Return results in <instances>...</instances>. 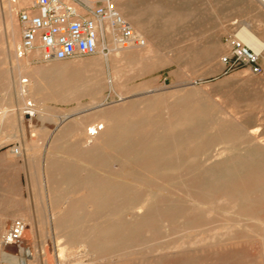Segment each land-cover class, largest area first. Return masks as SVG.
<instances>
[{"label": "rangeland", "instance_id": "obj_1", "mask_svg": "<svg viewBox=\"0 0 264 264\" xmlns=\"http://www.w3.org/2000/svg\"><path fill=\"white\" fill-rule=\"evenodd\" d=\"M17 1L19 2V0ZM35 1L36 0H33V2ZM11 5H16L15 3H13V0H0V102L5 101V107H8V111H10V113L13 114V118L11 119V122L9 123L10 126L8 125L5 128L7 137L8 138L10 137V139L9 141L2 144L0 148L2 147L1 149L3 151L19 149L21 152V155L17 156V159H18L20 168H23L24 173H25V188H26L27 206H31L30 207L31 211H33V208L35 210V223L31 224V227L33 224L35 226V236L29 239L31 244L29 245L28 251L29 250L31 251L32 253L31 256L29 254L19 253L18 250H16V248L13 246L2 245L3 247L2 249L5 252L10 254L11 256L10 258L13 261H10L9 263L2 262V258L0 255V264H155V263L156 264H164V263L165 264H176L177 262L178 264H193V261L196 262L194 264H210V263L221 264L222 261L224 262V259L227 261L222 264H228V263L229 264H240V263L241 264H244V263L260 264L257 255L254 254L252 250H249L248 248L246 249V246L244 245V238L242 239V237L237 238L241 240L234 241V243L231 246L225 245L227 243H222L221 245L220 242H226V240L221 237L220 238L217 237L215 242H205V243H202L201 245L196 244V246L199 245L198 247H196L195 244L194 245L186 244L185 246L183 245V248H181L182 247L181 246L175 249V251H173L174 249H168V250H162V249L164 247H167L170 244L179 243L184 238L178 235H172V237L167 236L165 238L164 236L166 235H162L159 230H155L152 233V235H149V236H146L144 233H141V232L138 233L141 239L144 237L146 238L147 243L144 244L143 243L144 240H143L141 241L142 243H140L139 245L133 248L131 244L133 233L128 230V227L132 223L130 219L128 218L120 219L118 217H115L113 219V217L112 218L106 217L105 222H104L102 221L104 220V218L100 220V218L98 219L95 217L96 219H94L93 217V218H90L91 220L89 221L88 218L86 217H87L88 212L91 209L88 207H92V206L89 204H85V203L81 204L84 201L82 197L84 198V195L86 194L84 183L88 181L87 179L89 178L88 182L90 183L92 182V184L94 183L98 184L103 178L101 177V175H99L101 173L103 174V176L106 174L108 179L109 177L111 178L112 176L113 180L112 181L110 180V181L112 182V184L115 181L116 183L114 185H117L118 184L117 182L119 180V175L121 178L127 177L128 175H130V177L133 178V176L136 175V172L140 171V169L132 165L131 166L125 165L124 160H126L127 162L128 156L127 157L123 156L120 162L118 161L115 162V160L113 159H110L111 161L109 162L108 157H104V159H102L103 162L100 160L103 164L106 161L105 158L108 159L107 165L105 163H104L105 165L104 164L102 165V166H105L104 167L105 170L108 167L107 168L108 170L106 171L103 170L102 169L103 167L101 166H99V169L97 167L92 170L93 175H91L92 174V171H90L91 168L88 170V169H84L80 167L81 170L79 171L78 169L80 168H77L76 165L80 162L79 161L80 158H78L77 160L75 159L74 164H73L72 160L74 159L73 158L69 159V156L64 154L67 152L69 153L70 151L69 148L71 146L73 147L74 145L72 142L75 143V146L77 145L78 137H76V135L74 134H64L62 130L69 123H72L74 121L80 122V123L82 122L88 123L89 121L91 122V120L93 121L94 117L98 116V114L100 113H101L100 115H102L103 111H106V110H108V112L110 113H113V115L115 114L116 111L120 113H124L125 109L130 110L129 112H132V113H138L141 111V109L144 108V106L137 104L138 105L137 107L135 103H137L139 99H142L144 97L142 96V94H145V96H147L148 98L153 97L149 99V102L156 101L152 109V112L154 113L152 114L150 113L152 117L150 121L152 122L165 121L164 119L165 116L166 117L168 116V112L165 109L167 106H168L167 108L184 107L183 105H185L186 107V104H189V101L191 102V100L193 99L191 102V103L193 102L195 103V104L193 103V106H198L199 104V106H201L204 109L207 108L209 110L213 108L216 110L215 114L217 116H215L211 120L210 122L211 124L217 121H223L221 119L222 117L221 115H224V116L226 115L227 117L229 116L228 119L230 120L232 118L235 119V121H233L232 119L234 124L241 123L248 129H250V131L258 128L259 129L258 136L261 137L260 140L262 138H263L262 140H264V52L259 55L256 53L260 57V63L263 68V73L261 75H255L252 73L251 70L247 68H241L235 71H229L223 62L225 57H229L231 55L230 41L233 38H237L238 33L243 28H246L252 31L255 35H257L260 39L264 41V8H263L264 6L257 0H132L130 6L129 5L125 6L126 10L128 11L129 14L133 15L134 17H138L140 19L141 30L146 35L145 38L152 41L153 54L150 56V59L148 61H144V63L142 62L140 64H135V65H132V67L131 66L124 67L125 65L120 66V71H118L119 77L117 81L125 83V87L122 88L119 85V83L115 86L111 85L110 81L112 80L113 73L116 69L114 68V65L107 60L106 57H105L106 59H105L104 66L102 68H97V72L100 73L101 75L100 74L97 75L96 78H95V75L97 73L96 70L93 73V69L92 70L84 69L85 68L84 65L90 60H93L96 57H98L99 56L98 54L92 57H76L68 61H50V62L44 61L40 57V54L36 55V52L26 54L23 57H19L17 54L18 52L17 50H19L18 48L19 46L17 45V48L16 47L14 48L15 50L12 49V46L9 44V40H8V23L5 17L7 16L5 14V10H7ZM27 8L29 7H22L19 10V13L21 10L27 9ZM18 15L15 21V25L18 24V27L20 29L19 30L20 31L19 43L21 45L23 28L19 22ZM132 28L136 31V27L132 26ZM114 33L115 31L113 32V35L111 34L112 36L111 40L113 43L118 44L114 40ZM108 39H109V36H108ZM108 44H109L108 41L106 43H101V45L103 46L102 47L103 53L106 56L109 55V52L105 51V48L109 50ZM76 61L78 62L83 61V63L84 62L85 63L83 66H78L76 65L77 63ZM154 63L157 65L154 66L155 65ZM149 64L154 66V68L152 66H148ZM68 65L72 68L71 71L77 73V75L73 77L72 79L67 76L65 78L62 77L63 75L65 76L63 72L66 66ZM146 66H148V68ZM129 68H132V69H129ZM98 69L100 72L98 71ZM59 70H61V72ZM101 71L104 73H101ZM88 72L90 74H88ZM86 74H87V77L85 76ZM93 74L95 75L93 76ZM37 75H41V76L42 75H47V76H50V75L59 76L60 75L62 79L59 81L62 83L61 86L63 87L69 85L70 83L75 84L77 81L81 83L83 82V79L85 76V78H88V80L84 79V81H86L87 84L88 82L98 81L99 83H102L104 87H101L102 85L100 84V87L102 88L101 94L100 96H97V97L95 95H92L89 91L85 92L88 89L84 88V90L83 89L82 90L85 93L80 92L76 95L64 94L62 96L61 95L56 96L55 94H53V96H51L52 98L49 97V99L46 98L49 95L34 96L35 98L28 97L29 98L27 99L28 102L27 101L22 102L21 99L24 98V95L20 93V88L18 87L21 82V77L24 80L29 79L28 77H30V81H31L32 78ZM82 76H83V79H82ZM98 76L99 77L101 76V77L99 78ZM97 77L99 79H97ZM92 78L93 79L95 78V79L93 80ZM67 79H69L70 81H67ZM104 79H105L104 84L107 86L103 84ZM99 80H102V81L100 82ZM61 89H64V88H61ZM49 90H51V87H49ZM87 93L88 95H86ZM153 95H155V97ZM63 96H65L66 98H64ZM123 96H124V99L126 98V100H128L129 102L131 101L130 104L128 103V101L126 103V100L124 99L122 100L124 104L121 102V98ZM57 97L59 98L57 99ZM186 97H188L189 99H184V102H183L182 98H186ZM41 98H43L44 101H42ZM95 98L100 99L103 102V106L105 105V107L101 106L102 108L101 107L93 108L94 106L93 100ZM28 103H32L33 106H28L27 105ZM132 103L134 105L133 108L137 107L138 111L136 108L133 110ZM164 104L166 107L161 106V108L158 109L160 105H164ZM172 104L175 106H173ZM123 105L126 106L127 108L125 107H124L125 109L121 108L123 107ZM190 105L191 104L187 105V107H190ZM154 108H155V111H153ZM41 109L44 111L41 112L42 111ZM110 109L111 111H109ZM115 109L116 111H114ZM27 110L34 111L35 116L31 119L26 117L24 115V111H27ZM159 110L161 111V113ZM95 111H98V113L96 114ZM45 112H47L46 114L51 113L50 116H54V120L44 121L43 118H41V115L45 114ZM108 112L106 111L104 113L108 114ZM162 112L164 115L167 113L165 116H163L164 118L161 117L163 115ZM63 113H69V115L71 114L73 116L72 118L68 120L69 122L68 121L62 122L64 119L60 117L63 116ZM110 113L108 115H110ZM89 115L90 116L93 115V116H92V119L89 118L88 120V117H90ZM157 115L159 117L156 118ZM218 116L220 117V120ZM80 119H82L81 120L82 122L80 121ZM83 119L85 121H83ZM119 119L121 121H125V119H128V118H125L124 120L123 118H119ZM129 119L128 121L133 120L132 118L130 120ZM89 124L90 123H88V125ZM196 125L197 126L195 128L192 127L189 129H196V132L202 133L204 135H203V138L196 143V149L193 150V152L191 151L193 156H195V159L190 160L188 162V165L184 168V171L186 173H189L187 174L186 177L192 178V177H195V174L198 175L199 173L203 171L211 170V169L214 170L215 167L213 169V167H211L210 165L218 161L225 162L229 159L228 161H230V163L231 162L234 163L236 162L237 159L240 161V158L242 162L247 161L246 159L243 158L247 154L244 152L243 148L245 149L249 147L250 149L253 148L252 150L249 149V151L250 153H254L253 156L255 155L256 157L252 160V162L255 159H259L261 161L263 160L262 162L255 160L254 163L256 164V161H258L257 162L258 165H254L252 167L250 166L248 167L239 166L238 167V166H234L231 163L228 166H222V168L216 167L217 170L216 169L215 170L216 171H227V170L247 169L251 171H256V170L264 169V166L262 165L260 166V164L264 163V156H261L262 152L260 150L255 149L253 147L254 146L253 144L250 145L248 143H245L246 138L243 140L244 142L242 144L240 143V145L239 144L237 145V148H236L237 151L240 150L238 154L236 150H232L231 153H226V155L224 154L223 159H222V157L218 156V154L220 153V149L223 146L221 145L217 146V143H216L217 138L220 135H222V133L217 134L216 131H210V130L206 132L205 129L207 127V123L204 121ZM218 131H221V130L219 129ZM53 138L54 139L57 138L58 140V142L57 140H55L56 141L55 146H54L55 142ZM212 138L213 140H211ZM66 139H68L67 142L65 141ZM60 142H62L64 147L61 145ZM60 145H61V148L59 147ZM58 147L63 152L58 150L59 149ZM205 147L206 149H204ZM62 148L64 150H62ZM67 148H68V151H67ZM73 150L74 148L71 149L70 152H73ZM242 150H243L242 152L243 154L241 153ZM62 154L65 155V157H61ZM47 155L49 156L48 159L46 158ZM129 155H132V151ZM237 156L239 158H237ZM53 157L54 159H56L55 161H53L54 160L52 159ZM59 158L61 160H59ZM50 160L52 161L51 163H50ZM63 161H67L69 163L66 162L67 164H65ZM70 161L72 162V164ZM55 162L57 163L61 162L63 166H66V167L65 168L62 167V169L57 168L56 170V166H55L53 169H55L56 171L55 173L54 171H52L53 173L51 174L53 175H51L50 177L49 176L50 171L53 170L50 165H53V163ZM49 163H50L49 165L50 167L48 169L51 168V170L48 171L49 172V175H48V172H46L47 171L46 168L48 167L47 164ZM203 163H206V165H204ZM129 164L131 163L129 162ZM70 165L72 166L75 165L74 167L71 166L72 169L73 168L75 169L71 170L70 169L71 167H68ZM66 168H68L67 173H65ZM118 168L121 170H119ZM124 169L126 170L125 173L123 171ZM59 170H60V173H59ZM69 170H71L72 172L69 173ZM127 170H129L128 172L130 174L127 172ZM89 171L91 172V174ZM110 171H112L111 173L113 174L110 175ZM84 172H86L87 174ZM72 173L76 177H74ZM78 173L84 174V175H79ZM123 173L125 174L124 176L122 175ZM63 174L66 177H64ZM89 174L91 176H89ZM53 176H55V179H53ZM71 176L73 178H76L74 180L72 179V181L74 182L77 180L78 177L80 178L79 180H83L84 183H82L81 181L80 182L84 185L83 186L84 188L82 187V184L79 183V181H76L78 183L73 184V182L71 181ZM106 176H104L105 177L104 179H107ZM114 176H117L118 178ZM48 177L52 179V182L53 180L54 181L56 180L53 183V186L55 188L54 190L58 192L56 195L60 196L61 198H58L57 196L55 197L54 190L51 193V197L47 196L46 179ZM67 177H69L70 179L69 181L70 184L68 183L69 179ZM63 178L64 179L67 178L68 180L64 181ZM97 178L99 179L101 178V180H98ZM95 179H97L98 181L97 180L94 181ZM115 179L116 180L118 179V180L116 181ZM62 182H63L64 188H63ZM71 183L73 184V186ZM65 185L67 186L65 187ZM156 185L157 184H153V186H156ZM57 187L60 190L62 191L64 190V191L61 192L60 190L57 189ZM70 187H71V190L69 189ZM80 187H82V191H80L81 190ZM77 190H79V192ZM74 193L76 194L74 195ZM70 198L72 199V201H70L71 200ZM50 199H53V200H50ZM56 199H58L59 201H56ZM59 204H62V205L60 206ZM70 205L72 206L73 209L71 208L69 209L68 206ZM74 205H77V206H74ZM81 206H82L83 213L78 212L81 209L80 208ZM122 206H123V203L121 204V207ZM77 207L80 209H78ZM75 208H77L78 211ZM64 210H66L65 213H64ZM68 212L71 213V214L69 213V215L71 216L70 219L69 217H67V215L65 216V214H67ZM60 215H62L63 219L61 218ZM60 218L61 220L64 221V223H67L68 221L70 222H68L67 225H64L63 221L61 222ZM84 219L86 220V222L88 221L87 222V224L89 223L88 225H90L91 222L93 223L94 220H97V219L100 220V221L97 220V222H100L102 225H100V223H97L96 221H94L95 224L90 225V226L95 225L96 227L103 226L107 221L106 219H109L111 221L109 222L107 221L108 223H106L105 226H109L111 224L110 222L115 220L112 223L113 225L112 224L111 225L112 226L115 225V229H117L116 228L117 226H121V232L119 234L121 236L120 237L121 240H119V243H118L121 247L117 246L118 244L116 243L115 245L117 247L114 245V248L116 250H113V251L110 250V248L113 249V245H110L106 248L100 247L99 249H97L94 246L87 247V244L83 243L85 242L84 239L87 233L84 235L83 232H87L88 230H90V226L86 224ZM192 219L194 218L192 217L187 218L186 222H192V221L197 222L198 220V219H194V220ZM119 221L122 222V225H118V223H116ZM69 225H72V226L70 227ZM86 226L88 227L85 228ZM112 226L110 227L113 229ZM82 229H83V232H82ZM84 229L85 230L88 229V230L84 231ZM77 231L81 232V233L79 232L80 236L78 235V233H76ZM70 234H76V235L75 236L73 235L72 237V235ZM76 236L77 237L79 236L83 239L81 240L80 238H76ZM74 237L76 238V240ZM207 237H208L207 235L204 236V238H207ZM124 240H126L124 245H126L127 248L126 246L122 247L123 242L121 241H124ZM128 240H130L131 243H128L127 242ZM73 241L74 242L78 241V242L74 243ZM186 241H189V239H187ZM61 242L64 246L62 244L61 245L65 247L64 254L61 253V249H60L62 248L60 247ZM155 242L158 245L150 244V243H155ZM215 244H218V245H215ZM118 247H120V249ZM231 247L235 251L230 250ZM145 248L148 250H145ZM186 248H189V249H186ZM198 248H199V252L197 250ZM240 248L241 249L244 248L243 251ZM126 249H128L131 252L129 253L126 252L128 251ZM239 249L241 250V252ZM245 249H246V252H245ZM120 250H123V251L119 252ZM225 250L227 251L230 250L229 253L232 251L234 252L229 254ZM236 250H239V251L236 252ZM247 250H248V254H244V253H247ZM114 251H118L119 253L114 252ZM116 253L119 254L121 258L122 257L123 258L121 259L117 255L119 257L118 259V257L116 256ZM125 253L128 254L130 257L127 256ZM218 253L219 255H217ZM238 253H239V256H237ZM241 253L244 255H242ZM102 254L103 255L105 254L104 258H106L107 256L108 258H106L105 260L104 258H102L103 256ZM136 254L138 255V257L136 256ZM100 255L101 257H99ZM189 256L192 257V259ZM219 256L220 257L222 256L221 257L222 259L220 258L222 260L220 263H219V260H220ZM241 256H246V257H241ZM183 257H185L186 259ZM193 257H196V258H193ZM238 257L240 259H237ZM241 258L243 259L242 262L244 261L243 263L241 262ZM179 259L181 261H179ZM244 259H247V260H244ZM235 260L238 261V263L235 262ZM257 260L258 262H256ZM214 261L216 262L214 263Z\"/></svg>", "mask_w": 264, "mask_h": 264}, {"label": "bare ground", "instance_id": "obj_2", "mask_svg": "<svg viewBox=\"0 0 264 264\" xmlns=\"http://www.w3.org/2000/svg\"><path fill=\"white\" fill-rule=\"evenodd\" d=\"M257 1L260 2L264 6V0H257ZM131 2H132V0H122L119 3L118 9H119L120 14L123 16V18L125 20H127L131 26L136 27V32L146 42L145 46H143V47L132 46L129 48H124V47L120 46L119 44L113 43L111 40V37H112L111 34L113 35L114 30L111 28L110 24L108 23L107 24V32H108V36L110 39V40L109 39L107 40L109 43L108 44L109 45V55H107L108 57L103 53V48H102L103 46L101 44H99L98 53H97L99 55L98 57H96L93 60H90L85 65H84L85 62L83 63V61H80V62L76 61L77 63L74 62L78 66L84 65V67H85L84 69H86V70L87 69H90V70L93 69V73H94L95 70L97 72V68H102L104 66L105 59L107 58V60L109 62H111L114 65V68L116 69L113 73V78L110 81V83L112 86H115L119 83V85L122 88L125 87V83L117 81L118 77H119L118 71H120V66L125 65L124 67H130V66L132 67V65L140 64L142 62L144 63V61H148L150 59V56L153 54L152 41L145 38L146 35L141 30L140 19L138 17H134L133 15L129 14L128 11L126 10L125 6H127V5L130 6ZM6 20L8 23L9 44L12 46V49H14L15 47L17 48V45L19 46L18 48H20V43H19V36H20L19 30L20 29L18 27V24L15 25V21H16L15 14H12V13L8 14L6 16ZM237 38L240 41H242L244 44L250 46L254 50V52L256 51L255 53H257L258 55L262 54L264 52V41L262 39H260L257 35H255L252 31H250L246 28H243L238 33ZM17 54H18V52H17ZM37 54H40V51H36V55ZM156 65L157 64H155L154 66H156ZM137 66H139V65H137ZM148 66H152V65L149 64ZM148 66H146V67L148 68ZM154 66H152V67L154 68ZM80 68H82V67H80ZM135 68H137V67H135ZM71 69L72 68L69 65L66 66V68L63 72V74H65V76L63 75L62 77L65 78L67 76V77H70L71 79L73 77H75L77 75V73L71 71ZM129 69H132V68H129ZM48 70H50V69H48ZM124 70H126V69H124ZM59 71L61 72V70H59ZM98 71H99V69H98ZM102 71H101V73H104ZM89 72H88V74H90ZM85 73H87V72H85ZM97 73H96V75L93 74V76L95 75V78L97 75L100 74V73H98V74ZM60 74H62V73H60ZM103 75H102V77H103ZM85 76L87 77V74ZM85 76H84V79L88 80V78H85ZM98 77H97V79H99L101 76L99 78ZM28 78L29 79H25V80L21 79V82L18 86L20 88V93L24 95V98L21 99L22 102L23 101L26 102L27 99H29L28 97H34V96H47V95H49L48 97H46L47 99H49V97L52 98L51 96H53V94H55L56 96L57 95L62 96L64 94L76 95L80 92H84L83 91L84 88L88 89L85 92L89 91L92 95H95L97 97V96H100V94H101V89H102L101 87H104L102 85V83H99L96 80H95L96 82H94V81L88 82L87 81L88 82V84H87L86 81H84L83 76H82L83 82L80 83L79 81H77L75 84L70 83L69 85L64 86V87L61 86L62 83L59 81L62 79L60 75L59 76L37 75V76H34L31 81H30V77H28ZM67 81H70V80L67 79ZM99 81L101 82L102 80H99ZM104 83H105V79L103 80V84ZM100 84L102 85L101 87H100ZM105 86H107V85H105ZM109 86H110V84H109ZM49 87H51V90H49ZM61 88H64V89H61ZM84 93H83V95H84ZM70 95H68V96H70ZM79 95H81V94H79ZM86 95H88V93ZM142 96H144V97L142 99H139V101H137V103L133 102L136 105L138 104V105L144 106V108L141 109V111L138 113L129 112L130 110H126L125 108H127V107L123 105V107H121V108L125 107L124 113L117 112L115 109L114 111H116L117 113L115 112V114L113 115V113H110V112H108V110H106L108 112V114L110 113V115H108L107 113L105 114L104 112H106V111H103L102 115H100L101 114L100 113V114H98V116L94 117L93 121L92 120H91V122L89 121L88 122V123H90L89 125L86 122H85L86 124L83 123L81 121L82 119H80V121L82 123L74 121L72 123H69L64 129L61 128V129H63L62 131L64 134H74V135H76V137H78L77 145L75 146V143L72 142L74 145L71 143L73 145V147L71 146L69 148L70 151H71V149L74 148L73 152L69 151V153L68 152L64 153V154L69 156V159L70 158L74 159V160H72L73 164H74L75 159L77 160L78 158H80V160H79L80 162L79 163L77 162L78 164L76 165L77 168L82 167V168L88 169V170L91 168L90 171H92L93 169H95L97 167L99 169V166H101V167H103L102 169L105 170L104 169L105 166H102V165L104 163L107 165L108 159L105 158L106 161L102 164V162H103L102 159H104V157H108L109 162L111 161L110 159L115 160V162H117V161L120 162L123 156H126V157L128 156L127 162H126V160H124L125 165H129V166L132 165L136 168L138 167L140 169V171H142V172H140V171L136 172V175H134L133 178H131L130 175H128L129 170H127L128 176L126 175L127 177L121 178L119 175V180L117 179L118 180L117 185H114L116 183L115 181L112 184V182H111L113 180L112 176H111L112 179L109 176H108L109 177V179H108L106 174L104 176H106L107 179H104L105 177L103 176V174H101V173L99 174V175H101V177H103L102 180H101V178L100 179L97 178L98 180H101L100 181L101 183L100 182L98 183L99 185L97 183L96 184L94 183L95 184L94 185V184H92V182L91 183L88 182L89 178L87 179L88 181H86V183H84V181L79 180L80 178L77 176L78 178L76 181H79V183H81V182L84 183L85 189H86V194L84 195V198L82 197V199L84 201L81 204L85 203V204H89L92 206V207H88L91 209H90V211L88 210L89 212H88L86 218H88L89 221L91 220L90 218H93V217H94V219L100 218V220L104 218V220H102L104 222H105L106 217H108V218L113 217V219L115 217H118L120 219L121 218L130 219L132 221V223L128 227V230L133 233V237L131 239L132 243L130 242V240H128L127 242L131 243L133 248L136 247L137 245H139L140 243H142L141 241H143V240H144L143 241L144 244L147 243L146 238L144 237L141 239L140 236L138 235V233L141 232V233H144L146 236H149V235H152V233L155 230H159L162 235H166V236H164L165 238L167 236L172 237V235H178V236H182V238H184L181 242L170 244L167 247H164L162 249V250L174 249L173 251H175V249H177L181 246H182L181 248H183V245L185 246L186 244H188V245L189 244H191V245L195 244V246H196V244L201 245L202 243H205V242H215L217 237H219V238L221 237V238L226 240V242H220L221 245H222V243H227L225 245L231 246L234 243V241L241 240V239H237V238L242 237V239L244 238V245L246 246V249L248 248L249 250H252L253 253L257 255L260 264H264V169L263 170H256V171H251V170H247V169L216 171L217 170L216 167L222 168V166H228L229 164L232 163V162L230 163V161H228L229 159L227 157L228 160L225 162H220L217 160L218 162L212 163L210 165L211 167H213V169L215 167L216 170L215 169L214 170H212V169L206 170V171L199 173L198 175L195 174V177H192V178L186 177L187 174H189V173H186L184 171V168L188 165V162L190 160L195 159V156H193L192 152H193V150L196 149V143L198 141H200L204 135L202 133L196 132V129H189L192 127L195 128L197 126L196 124L204 121L207 123V127L205 129L206 132H208L210 130V131H216L217 134L222 133V135L219 134L220 136L216 140L217 146H220V145L223 146L220 149V153L218 154V156L222 157V159H223L224 154L226 155V153H231L232 150L237 151V149H236L237 145L238 144L240 145V143L242 144L244 142L243 140L245 138H246L245 143H248L250 145L253 144L254 145L253 147L255 149L260 150L262 152L261 156H264V140H262L263 138L260 140L261 137L258 136L259 129L256 128V129H253L252 131H250V129H248L247 127H245L241 123L240 124L239 123L234 124L233 121H235V119L232 118L233 119V121H232V119L231 120L228 119L229 116L227 117L226 115L225 116L221 115L222 116L221 119L223 121H217V122H214L211 124L210 123L211 120L215 116H217L215 114L216 110L213 108L209 109V110L207 108L204 109L201 106H199V104H198V106H193L194 102L191 103L193 99L191 100V102L189 101V104H191L190 107H187V105H189V104H186V107H185V105H183L184 107H179V108H176V107L175 108H172V107L167 108L168 106L166 107L165 104L160 105V107H158V109L161 108V106L166 107L165 109L168 112V116H167L168 118L165 116L167 113L164 115L162 112L163 115L161 117L165 116V118L163 117L165 119V121H163V122L162 121L161 122L160 121L152 122V121H150L152 118L151 114L154 113V112H152V109H153V107H154L153 105L156 101H154V102L150 101L149 102V99H151L153 97L150 96L151 98H148L147 96H145V94H142ZM153 96L155 97V95H153ZM63 97L66 98L65 96H63ZM58 98L59 97H57V99ZM123 99H124V96L121 98V102ZM182 99L184 102V99H189V98L186 97V98H182ZM41 100L44 101L43 98H41ZM124 100H126V98ZM178 100H180V99H178ZM127 101L128 100H126V103H127ZM130 102L128 101L129 104H130ZM163 102H165V101H163ZM39 103H40V101H39ZM133 103H132V108L134 106ZM93 104H94L93 108H98V107L103 106V102L97 98H95L93 100ZM27 105L33 106L32 103H28ZM138 105H137V107H138ZM173 106H175V105H173ZM103 107H105V105ZM137 107H134L133 110L136 108L138 111ZM165 109H164V111H165ZM0 110H2V111H0V146H1L2 144L9 141V139H10V137L9 138L7 137V134L5 132V128L8 125L10 126L9 123L11 122V119L13 118V114H11L10 111H8V107H5V101L0 102ZM43 111L44 110H42L41 112H43ZM109 111H111V109ZM153 111H155V108ZM95 112H96V114L98 113V111H95ZM95 112H94V114H95ZM46 113L47 112H45V114L41 115V118H43L44 121L45 120H54V116H50L51 113H49V114H46ZM91 113H93V112H91ZM160 113H161V111H160ZM24 115L31 119L35 116V112L27 110V111H24ZM92 116H90V117L87 116L88 120H89V118L92 119ZM72 117L73 116L71 114L69 115V113H63V116H61L60 118L64 119L62 122H64V121L66 122ZM157 117H159V116L157 115L156 118ZM119 118H123V120L125 118H128V119L132 118L133 120L129 119L130 121H128V119H125V121H121ZM154 120H155V118H154ZM219 120H220V117H219ZM83 121H85V120L83 119ZM86 121H87V119H86ZM219 129L221 131H218ZM206 135H207V133H206ZM63 136H61V137H63ZM54 138H53V140L55 142L54 143V146H55V144H56L55 140H57V138L56 139H54ZM204 138H205V136H204ZM67 140L68 139H66L65 141L67 142ZM211 140H213V138ZM57 142H58V140H57ZM60 143L63 146L62 142H60ZM57 145H59V144H57ZM61 145L59 146L60 148H61ZM60 148L58 150L61 151ZM241 148H243V147H241ZM204 149H206V147ZM249 149H250V147L245 148V149L243 148L244 152L247 153L246 156H244L243 158L246 159L247 161L242 162V160L240 158V161L237 159L236 162H234L232 164L234 166H238V167L239 166H242V167L250 166V167H252L254 165H258L257 162L258 161L260 162L261 160L255 159V160H258V161H256V164L254 163L255 160L252 162V160L256 157H255V155L253 156L254 153H250ZM252 149H250V150H252ZM62 150H64V149L62 148ZM243 150L241 151V153L243 152ZM67 151H68V148H67ZM131 151H132V155H129L131 153ZM239 151L240 150L237 151V154ZM61 152H63V151H61ZM61 152H59V153H61ZM241 153H239V154H241ZM11 154L13 156H20L21 152L19 149H17V151L12 150ZM228 155H230V154H228ZM236 155H234V156H236ZM199 156H201V155H199ZM240 156H242V155H240ZM61 157H65V155L62 154ZM257 157H259V156H257ZM46 158L48 159L49 156L47 155ZM60 158H59V160L62 159V158L61 159ZM237 158H239V157L237 156ZM52 159H54V157ZM51 160H50V163L52 162ZM55 160L56 159H54L53 161H55ZM131 160H132V162H131ZM128 161L131 164H129ZM221 161H223V160H221ZM61 162L60 163L55 162V163H53V165H50V163L47 164L48 167L46 168L47 169L46 172L51 170V168L53 169L55 166H56V170H57V168L58 169L59 168L62 169V167L65 168L66 166H63V164ZM63 162L65 164L69 163L67 161H63ZM71 164H72V162H71ZM203 164L206 165V163H203ZM49 165L51 166L50 169H48L50 167ZM192 165H193V163H192ZM261 165L264 166V163L260 164V166ZM71 166L72 165H70L68 167H71ZM74 166L75 165H73L72 167H74ZM72 167L70 168L71 170L75 169V168L72 169ZM107 168H106V170H108ZM198 168H199V166H198ZM67 169L68 168L65 169L66 171L64 170L65 173L68 172ZM127 169H129V168H127ZM56 170L55 169L51 170L50 175H49V172H48V175L51 177V175H53V174H51V173H53L52 171H54V173H55ZM71 170H69V173L72 172ZM78 170L80 171L81 168ZM119 170H121V169H119ZM113 171H115V170H113ZM123 171L125 173L126 170L124 169ZM196 171H197V169H196ZM198 171H199V169H198ZM111 172L112 171H110V175L113 174ZM59 173H60V170H59ZM84 173H86V172H84ZM124 173L122 174L123 176L125 175ZM90 174H91V172H90ZM90 174H89V176L93 175V171H92V174L91 175ZM95 174H97V173H95ZM58 175H60V174H58ZM72 175H74V174L72 173ZM79 175H84V174H79ZM64 177H66V176L64 175ZM74 177H76V176L74 175ZM114 177H117V176H114ZM67 178L69 179V177H67ZM67 178H65V179L63 178V180L64 181L68 180ZM53 179H55V176H53ZM72 179L74 180L76 178H73L71 176V181H72ZM97 179H95L94 181H96ZM55 181L53 180V182H52V179L49 177L46 179V188H47V196L48 197H51V193L55 189L53 186V183ZM69 181H70V179L68 180V183H69ZM76 181L75 182L72 181L73 184L78 183ZM68 183H66V184H68ZM73 184H72V186H73ZM153 184H157V185L153 186ZM55 185H56V183H55ZM62 185H63V182H62ZM84 185L82 184V187ZM66 186L67 185H65V187ZM82 187H80L81 188L80 191H82ZM63 188H64V185H63ZM57 189L60 190L58 187H57ZM69 189L71 190V187ZM72 190H73V188H72ZM60 191L63 192L64 190L63 191L60 190ZM77 191L79 192V190H77ZM54 192H55L54 194L56 197L57 196L56 194L58 192H56V190H54ZM71 192H73V191H71ZM75 194L76 193H74V195ZM80 195H82V194H80ZM57 197L61 198L60 196H57ZM66 198H68V197H66ZM50 200H53V199H50ZM56 201H59V200L56 199ZM70 201H72V199ZM122 203H123V206L121 207ZM81 204H79V205H81ZM59 205L61 206L62 204H59ZM70 206H68L69 209L70 208L73 209L72 206L71 207ZM74 206H77V205H74ZM77 208H75V209L77 210ZM80 208H78V209H80L79 211L77 210L78 212H82V206ZM65 211L66 210H64V213H65ZM69 213L70 212L65 214V216L67 215V217H69V219H70L71 216L69 215ZM60 216L62 218V215H60ZM67 217H65V218H67ZM191 217L194 219H198L197 222L196 221L186 222V219L191 218ZM61 218H60V220H61ZM194 219H192V220H194ZM27 220H28V218H27ZM64 220H66V219H64ZM97 220H94V221L97 222ZM100 220H98V221H100ZM106 220L108 222L111 221L109 219H106ZM189 220H191V219H189ZM28 221H25L27 226H29V229L27 230V232L25 234L24 243L22 246L15 247V248H16V250H18L19 253L29 254L31 256L32 255L31 251L30 250L28 251L29 245L31 244L29 239H31L33 236H35V226L33 224L31 227L32 223H30ZM62 221L63 220H61V222ZM94 221H93V223L91 222L90 225L95 224ZM107 221H106V223H108ZM113 221H115V220H113ZM113 221L110 223L112 224ZM68 222H70V221H68ZM85 222H86V220H85ZM87 222H86V224H87ZM119 222H116V223H118V225H122V222H120V224H119ZM63 223H64V221H63ZM67 223H64V225H67ZM97 223H100V222H97ZM105 224L103 226H97V227L95 225H92L93 228H92V226L88 225V226H90V230L87 229L88 230L87 231L84 229V231H87V232H83V229H82V232L84 233V235L87 233L85 235V239H84L85 242H83V243L87 244V247L88 246H94L97 249H99L100 247L106 248L110 245H113V249L110 248V250H112V251L116 250L114 248V245H115V243L118 244L119 240H121L120 239L121 236L119 235L121 232V226H117L116 227L117 229H115V225L112 226L113 224L112 225L110 224L109 226H105ZM100 225H102V224L100 223ZM69 226L71 227L72 225H69ZM78 226H79V224H78ZM88 226H86L85 228H87ZM110 226H112L113 229ZM60 228H61V226H60ZM66 229H68V228H66ZM74 230H76V229H74ZM79 232L77 231L76 233H78V235H79ZM83 233H82V235H83ZM70 235H72V237H73V235L75 236L76 234H70ZM205 235H207L208 237L204 238ZM79 236L78 237L76 236V238H80L82 240L83 238H81ZM76 238H75V240H76ZM70 239H71V237H70ZM187 239H189V241H186ZM77 242L75 241L74 243H77ZM121 242H123L122 247H125L126 245H124V243L126 242V240L121 241ZM61 244H62V242L60 243V247H62V248H60L61 253L64 254L65 253V247H63L64 245L62 244L63 245L62 246ZM120 244H122V243H120ZM150 244H156V242L150 243ZM156 245H158V244H156ZM215 245H218V244H215ZM117 246H120V245L118 244ZM198 246H196V247H198ZM223 246H224V244H223ZM82 247H84V246H82ZM120 247H118V248L120 249ZM144 247H146V246H144ZM201 247H203V246H201ZM126 248H127V246H126ZM231 248H230V250H234L233 248L232 249ZM128 249H126V250H128ZM157 249H159V248H157ZM186 249H189V248H186ZM243 249H241V250L243 251ZM246 249H245V252H246ZM123 250H120L119 252H121ZM145 250H148V249L145 248ZM183 250H185V249H183ZM197 250L199 252V248ZM230 250H228V251L225 250V251H227L229 253ZM239 250H236V252ZM241 250H240V252H241ZM178 251H180V250H178ZM234 251H232V252H234ZM114 252L119 253L118 251H114ZM126 252L129 253L131 251L128 250ZM227 252H226V254H227ZM232 252H230V253H232ZM117 253H116V256L117 255L119 256V254H117ZM151 254H153V253H151ZM244 254H248V250H247V253H244ZM244 254H242V255H244ZM92 255H94V254H92ZM104 255L102 256V258H104ZM114 255H115V253H114ZM122 255H124V254H122ZM126 255L129 256L128 254H126ZM169 255H168V257H169ZM217 255H219V253ZM127 256H125V257H127ZM136 256L138 257L137 254H136ZM203 256H204V254H203ZM234 256H236V255H234ZM237 256H239V253ZM99 257H101V255ZM119 257H118V259H119ZM196 257H193V258H196ZM221 257L219 256V259ZM241 257H246V256H241ZM106 258H108V256ZM106 258H104V259L106 260ZM183 258H185V257H183ZM190 258L192 259V257H190ZM190 258H188V259H190ZM180 259H179V261H181ZM221 259L219 260V263L222 261ZM237 259H240V258L238 257ZM255 259H256V257H255ZM236 260H235V262L238 263V261H236ZM242 260L243 259L241 258V262H242ZM244 260H247V259H244ZM226 261L227 260L224 259V262H226ZM248 261H246V262H248ZM187 262H188V260H187ZM215 262L216 261H214V263ZM224 262L222 261V263H224ZM256 262H258V260ZM189 263H190V261H189ZM194 263H196V262L193 261V264ZM239 263H240V261H239ZM176 264H178V262ZM210 264H212V263H210ZM244 264H246V263H244Z\"/></svg>", "mask_w": 264, "mask_h": 264}, {"label": "built area", "instance_id": "obj_3", "mask_svg": "<svg viewBox=\"0 0 264 264\" xmlns=\"http://www.w3.org/2000/svg\"><path fill=\"white\" fill-rule=\"evenodd\" d=\"M121 1L36 0L19 14L23 31L18 56L40 51V57L46 62L95 56L99 44L108 40V23L120 46H145V40L120 14ZM230 47L231 55L223 60L229 71L247 68L255 75L263 73L260 57L249 46L233 38ZM105 51L109 52L107 48ZM27 230L23 220H15L3 237L4 245L22 246Z\"/></svg>", "mask_w": 264, "mask_h": 264}, {"label": "crops", "instance_id": "obj_4", "mask_svg": "<svg viewBox=\"0 0 264 264\" xmlns=\"http://www.w3.org/2000/svg\"><path fill=\"white\" fill-rule=\"evenodd\" d=\"M13 3H15L16 5H11L7 10H5V14L6 15L10 13L15 14L16 18L19 13V10L22 7H31L34 4L33 0H19V2L17 0H13ZM1 148H0V255L2 258V262L9 263L10 261L13 260H11L10 254L2 249L3 248L2 245H4L3 237L10 230L15 220H23L24 222L29 220L28 222L35 223V210L33 208V211H31L30 209L31 206H27L25 173H24V169L20 168L19 166L17 156H13L11 154L12 150L3 151Z\"/></svg>", "mask_w": 264, "mask_h": 264}]
</instances>
